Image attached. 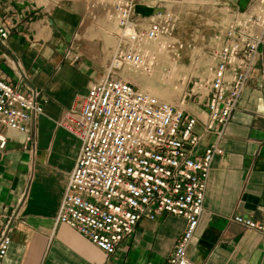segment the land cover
<instances>
[{
	"label": "crops",
	"instance_id": "0c3cea01",
	"mask_svg": "<svg viewBox=\"0 0 264 264\" xmlns=\"http://www.w3.org/2000/svg\"><path fill=\"white\" fill-rule=\"evenodd\" d=\"M44 1L0 0V14L13 24L0 44V76L20 91L38 90L43 101V112L30 126L31 142L0 127L6 138L0 148V235L8 226L10 239L3 264H164L184 231L182 217L140 219L114 256H106L76 230L54 225L80 147L56 122L76 96L105 78L111 46L99 18L107 2ZM194 1L179 0L176 30L194 33L205 18L243 12L253 2ZM149 8L137 4L135 13L148 15ZM263 69L264 55L219 141L222 152L213 158L204 209L187 248L193 264H264V234L230 221L239 213L264 223ZM188 111L206 119L202 106L188 105ZM213 139L208 134L201 146Z\"/></svg>",
	"mask_w": 264,
	"mask_h": 264
},
{
	"label": "built area",
	"instance_id": "2783aa9c",
	"mask_svg": "<svg viewBox=\"0 0 264 264\" xmlns=\"http://www.w3.org/2000/svg\"><path fill=\"white\" fill-rule=\"evenodd\" d=\"M138 1L106 3L104 13L118 28L106 76L76 96L56 122L80 147L54 225L76 230L106 256H114L140 219L179 216L185 228L164 264H193L187 248L204 209L213 158L222 152L219 141L264 55V0H253L247 10L195 30L206 60L198 62L206 76L194 75L191 90L176 104L117 73L126 67L152 73L159 64L166 71L176 65L183 46L174 35L179 14L164 7L146 20L134 18ZM12 28L0 14L1 45ZM196 39L188 46L197 47ZM39 97L38 90L20 91L0 76V127L31 142L30 126L43 112ZM190 101L205 109L204 121L188 111ZM208 134L213 141L201 146ZM5 145L0 131V148ZM230 221L264 234V223L250 216L235 213ZM9 244L6 226L0 235V264Z\"/></svg>",
	"mask_w": 264,
	"mask_h": 264
},
{
	"label": "rangeland",
	"instance_id": "374dc122",
	"mask_svg": "<svg viewBox=\"0 0 264 264\" xmlns=\"http://www.w3.org/2000/svg\"><path fill=\"white\" fill-rule=\"evenodd\" d=\"M53 1L58 2L59 0ZM97 2H112V0H97ZM189 2L192 4L195 3L194 0H189ZM44 3H46V1L40 0V4ZM138 4L152 8L151 13L149 12L150 14H152L154 10H160L164 5L168 8V10L173 9L175 14H177L179 13L181 7V2H179V0H139ZM150 14L147 15L145 13H138L136 16H134V18L138 17L142 20H146ZM99 18L103 24L101 34H103L106 44L112 47L115 45L113 33L117 31V25L115 22L108 21V19H106L107 14H102ZM229 18V15H220L215 18L207 17L203 20V23L206 25L210 24L212 19L214 20L213 22H220ZM174 35L183 44V46L179 48V57L176 65L168 66V69L164 71L161 70V65L159 64L154 68L152 73L135 72L128 67L117 72L124 78V80H127L138 86L140 89L148 91L158 98L172 104L178 103L184 97V95L191 90L194 82V75H200L201 79L206 76V73H204L205 70L202 69L200 62H198L200 60H202V63L203 61H206L204 57H202L203 54L201 51L203 50L199 48L202 45L201 40L196 39V35L192 32V30L186 31L185 28H180L179 31L175 30ZM195 39L197 42L196 44H198L197 47L192 48V46H188L189 43ZM194 104L195 103L193 101H190L189 105Z\"/></svg>",
	"mask_w": 264,
	"mask_h": 264
},
{
	"label": "bare ground",
	"instance_id": "6f19581e",
	"mask_svg": "<svg viewBox=\"0 0 264 264\" xmlns=\"http://www.w3.org/2000/svg\"><path fill=\"white\" fill-rule=\"evenodd\" d=\"M149 75V74H148ZM157 97V96H156Z\"/></svg>",
	"mask_w": 264,
	"mask_h": 264
}]
</instances>
